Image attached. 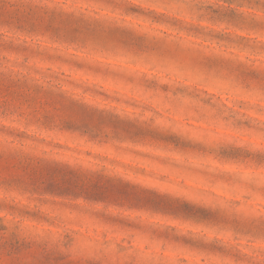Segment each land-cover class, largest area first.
Instances as JSON below:
<instances>
[{"label": "rangeland", "instance_id": "1", "mask_svg": "<svg viewBox=\"0 0 264 264\" xmlns=\"http://www.w3.org/2000/svg\"><path fill=\"white\" fill-rule=\"evenodd\" d=\"M264 0H0V264H264Z\"/></svg>", "mask_w": 264, "mask_h": 264}, {"label": "snow or ice", "instance_id": "2", "mask_svg": "<svg viewBox=\"0 0 264 264\" xmlns=\"http://www.w3.org/2000/svg\"><path fill=\"white\" fill-rule=\"evenodd\" d=\"M261 163H264V160H262Z\"/></svg>", "mask_w": 264, "mask_h": 264}]
</instances>
